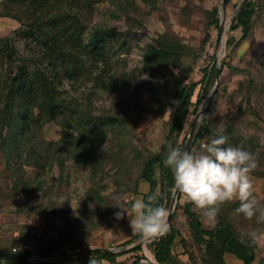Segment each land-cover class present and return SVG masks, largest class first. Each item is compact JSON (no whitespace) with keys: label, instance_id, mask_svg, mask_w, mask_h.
I'll list each match as a JSON object with an SVG mask.
<instances>
[{"label":"trees","instance_id":"obj_1","mask_svg":"<svg viewBox=\"0 0 264 264\" xmlns=\"http://www.w3.org/2000/svg\"><path fill=\"white\" fill-rule=\"evenodd\" d=\"M94 1L98 0H0L3 9L1 15L19 22L20 27L14 34L16 39L22 40L26 49L30 50L29 56L22 59L16 54L14 40L10 36L0 37V148L6 150L8 156L13 153L20 155L24 152L26 155L24 161L39 171L43 167L42 160L46 161L48 168L53 159L61 167L63 157H69L75 161H89L90 157L95 155V148L104 141L107 133L110 134L107 144L99 151L97 159L93 158L89 161V163L92 162L89 168V180L92 185L86 190L85 197L78 208L70 209L67 200L52 203L48 198L44 199L43 209L50 215L60 216L65 222L69 230L66 238L53 241L48 245L42 240H37L34 243L35 246H23L18 243L3 246L0 243V251L52 255L58 259L59 264L65 260L74 261L76 264H97L101 260L113 263L118 255L128 252L131 253L129 264H138L143 259V256L135 253L139 250L138 248L117 253L85 251L72 258L68 257V253L76 247L86 248L87 235L92 230L105 225L104 218L105 215L108 216L110 208L106 206V198L99 192L104 185L98 187L96 184L102 176H108L115 186V193L123 196L125 193L134 194L138 182L142 180L149 183L148 192L142 195L147 199V195L154 194L155 171L157 170L160 188L156 203L166 207L169 202L174 182L170 169L164 165V160L168 154L169 145L177 146V137L190 111V99L196 83H184L192 68L190 64H184L181 57L187 52L190 53L192 49L183 44L180 38L169 30H165L139 46L141 65L146 69L143 82H133L134 77L131 72L116 74L109 71L108 73L110 56L117 53L108 48L110 37L116 35L120 38L123 32L99 25L86 29L83 13L91 8ZM143 1L148 5L153 2V0ZM228 1L225 0V4ZM114 2L116 3V0ZM124 3L128 6L130 2L125 0ZM192 8L186 4L178 9L176 15L180 24L189 25ZM254 11V0H242L231 20L229 30L239 28L240 38L248 39ZM131 12L133 14L126 10V17L132 20L134 26L141 27L140 16L133 10ZM203 14V29L217 26L216 7L203 11ZM126 24L128 28L124 34L128 33L132 26V24ZM205 38L206 33L200 42V51L203 49ZM231 41L232 39L228 38L225 47H228ZM118 47L122 48V45ZM256 56L257 64L253 68L252 66L244 68L228 66L231 70L230 74L243 73L245 75L240 93L246 96V99L252 95L258 97L255 94L258 86L261 87V91L264 86V53L256 54ZM196 57L198 55L193 56V61ZM111 62L113 63L112 60ZM98 65L99 70L93 78L92 90L101 89L107 92L120 84L119 86L128 88L129 99L120 103L121 108L106 109L92 116L87 108H80V104L73 107L68 106L60 86L64 81L76 82L88 79L96 71ZM224 65L225 63L221 60L218 67L219 74ZM215 67V63L212 62L211 65L203 68L204 74L200 78L196 101L205 96L211 88L215 78ZM105 74H110L112 85L108 82L103 83L99 79ZM140 83L148 86L153 100L141 98L138 92ZM218 87L219 85L216 91ZM85 97L89 103V94ZM165 109H169V121L165 126L158 150L151 151L143 144L141 147L134 145L132 139L139 140L134 132L136 116L145 113L153 117H161ZM191 110L192 112L197 110L195 104ZM66 112L67 116L64 115ZM50 121H57L61 129V137L53 143H47V150L42 152L43 157L37 153L33 155L29 142L35 139L34 131H38L43 124ZM217 126L218 122L211 114L209 106H206L200 114L188 149L191 150L202 136H207L209 140L213 137L225 136L227 137L226 146H238L253 153L257 167L261 166L262 159H264L263 146L254 141L251 136L242 137L232 126L224 125L221 129H217ZM4 128L6 131L2 134ZM181 145L183 146V143ZM16 169L20 171L19 166ZM97 173L99 180L96 178ZM258 174L262 175V172ZM19 181L21 182L20 189L30 195L31 191L26 188L27 183L23 179ZM37 183L36 181L35 184ZM257 200L264 205V200ZM239 206V200L222 206L214 225L206 229L202 228L197 215L189 209V202L184 204L182 211L186 216L192 237L195 242L202 244L199 263H196L192 255L188 254L189 264H224L223 253L233 255L242 264H251L254 248L253 237L256 234L254 231L256 229L264 231V222H258L256 217L245 218L238 211ZM172 216L169 219L170 225L167 233L148 243L157 264H184L171 253L174 238L178 236V230L172 223ZM244 220L247 221L248 226L245 230L241 227L243 233L240 234L238 226H242ZM139 238L141 236L135 233L124 244H129ZM61 245L64 246L63 250L58 249ZM0 261L17 264L29 263L27 260L4 257H0ZM33 264L54 263L36 262ZM257 264H264V259Z\"/></svg>","mask_w":264,"mask_h":264},{"label":"rangeland","instance_id":"obj_2","mask_svg":"<svg viewBox=\"0 0 264 264\" xmlns=\"http://www.w3.org/2000/svg\"><path fill=\"white\" fill-rule=\"evenodd\" d=\"M124 1L116 0V3L114 0L94 1L91 4V8L83 13L87 25L86 29L93 25H99L111 28L114 31L123 32L120 38L116 35L110 37L108 48L115 50L117 53L114 55L111 54L110 56V70H108V73L109 71L116 74L119 72H131L134 77L133 82H143L146 76V69L141 65V59L138 53L139 46L143 42H148L155 38L157 34L165 30H169L173 35L180 38L183 44L192 49L190 53H185L181 57V60L184 64H190L192 68L185 78L184 83L189 84L195 82L196 84L190 99V111L185 117L181 132L177 137L176 145L179 146L182 143L184 145L186 138L191 134L190 146L200 117L199 115L195 120L197 110L192 112L191 109L194 104L197 109L198 107L201 108L204 105H200L201 100L206 98L208 92L214 86L215 78L211 88L205 93V96L199 101H196L200 78L204 74L203 68L211 65L212 62L215 65L218 64L219 67L220 61L223 60L225 65L218 75L215 90L206 106H209L211 114L218 122L217 129H221L224 125L232 126L242 137L246 138L247 136H251L254 141L264 148V86L262 91L260 90L261 87L258 86L255 93L258 97L252 95L246 99L247 97L240 93V87L244 84L245 75L243 73L230 74L231 70L228 67L239 66L244 68L252 66L253 68L257 64L256 54L264 53V0H254L255 11L252 16L250 36L248 39L240 38L241 32L239 28L233 30H229L228 28L242 0H229L225 4L224 15L221 13V0H153L151 4L153 6L145 4L143 0H127L130 2L127 6ZM118 2L121 4H117ZM186 4L193 7L188 26L180 24L176 15L178 9ZM1 7L2 5L0 4V37L10 36L14 40L13 42L18 57L22 59L28 57L30 50L28 48L27 50L24 42L16 39L14 34L20 27L19 22L13 18L2 16L3 9ZM213 7L217 9L218 21L219 18L222 21V29L218 35L217 42L215 40L218 23L217 26H210L207 29H203L202 26L204 18L203 11L210 10ZM130 8L132 9L130 10ZM126 10L131 14H133L131 12L132 10L135 14L138 13L141 27L133 25L132 20L125 15ZM223 19L226 20V23H224ZM126 23L132 24V26L130 31L124 34V31L128 28ZM204 33H206L205 43L202 51H200L199 46L204 37ZM228 38L232 39V41L228 47H225V42ZM119 45H122V48H119ZM125 45H127L126 48ZM194 55H198V57L193 61ZM97 70H99V65L93 75L89 76L88 79L77 80L76 82L64 81L60 86V90L63 91L68 106L73 107L76 104H80L81 106L79 107L87 108L92 116L106 109L115 110L121 108L120 103H124L129 99L128 88L119 86L120 84L116 87L118 88L116 91L114 90L116 88L113 89L114 91L107 92L101 89H95L93 91L92 82H94L93 78L96 76ZM171 70L175 71L174 68H171ZM109 75L105 74L99 79L103 83L108 82L112 85L113 81L109 78ZM218 85L219 87L216 91ZM138 92L143 100L152 99L150 90L145 83H140ZM87 94H89V103L85 97ZM85 103H88V105L84 106ZM67 112L64 114L65 116H67ZM168 112L169 109H165L161 117H153L145 113L137 115L134 132L139 140L132 139L133 144L137 147H141V144H143L151 151H157L163 139L165 126L169 121ZM5 131V128L2 129V134H5ZM34 132L36 134L35 139L29 142L33 155L37 153L42 156V152L47 150V143H53L61 137V129L57 121L47 122L38 131ZM109 135L107 133L104 141L95 148V155L94 157H90L89 161L93 160V158L97 159L96 157H98L99 151L107 144ZM205 141H209L208 137L202 136L192 146L191 150L198 149ZM5 151L0 148V243L3 246H12L14 243L23 246H32L36 243L35 241L42 240L43 243L48 245L52 244L53 241L66 238L69 230L66 228L65 222H63L60 216L50 215L43 209L44 199L48 198L52 203L67 200L70 209L78 208L85 197V195H82L86 194V190L92 185L89 180V168L92 162L75 161L72 158L63 157L61 167L53 159L48 168L46 161L42 160L43 167L37 171L34 166L24 161L26 160L24 152L20 153V155L13 153L8 156ZM17 166L20 167V171L16 169ZM105 167L107 168L108 166ZM259 172H262V175H259ZM155 173L156 183L153 193L158 194L160 184L158 182L157 170ZM98 176L99 174L97 173V179ZM20 179H23L27 183L26 188L28 191H31L30 195L20 189ZM251 179L255 188V197L264 200V159H262L261 166L256 167L251 173ZM36 181L38 182L37 184H35ZM96 185L98 187L104 185L99 192L100 195L106 198V206L110 209L108 216L105 215L104 218L105 225L96 230H92L87 235L86 248L99 247L120 251L138 243L142 237L129 244H124L127 239H130L135 234L131 232L129 223V218L132 217L131 215L128 217L125 213L121 219H117L115 213L120 209L113 205L119 203L129 209L130 212V202L147 193L149 183L140 180L134 194L125 193L123 196H118L115 193V186L108 176H102ZM186 203L187 200L184 195L178 192L171 213L173 215L172 223L178 230V236L174 238L171 253L181 263H190L188 254H191L194 261L199 263L202 254V244L195 242L188 227L186 216L182 211V207ZM168 204L165 207L166 209L168 208ZM189 209L197 215L202 228L210 229L216 222L217 218L214 222L207 220L201 210L196 209L191 203H189ZM242 223V226H238L240 230L238 233L240 234L243 233L242 229L245 230V227L248 226L246 220L242 221ZM241 227L243 228L241 229ZM247 232L249 233L248 230ZM254 232L256 234L253 237L254 248L251 264H257L261 259H264V231L256 229ZM148 243H146L145 247H139V250L135 252L137 255L143 256V259L138 264H157L156 261L154 262ZM182 244L184 245L182 246ZM83 248L85 247H76L74 250ZM58 249L63 250L64 246L61 245ZM130 254L126 252L118 255L115 259L117 262H120L119 260H125L129 264L131 262ZM28 255V260L34 255L40 258L37 262L54 260L55 264H59L57 263L58 259L52 255H36L33 252ZM68 257L72 258L73 256ZM222 259L224 264H242L239 259L229 253H223ZM61 264H76V262L65 260Z\"/></svg>","mask_w":264,"mask_h":264},{"label":"clouds","instance_id":"obj_3","mask_svg":"<svg viewBox=\"0 0 264 264\" xmlns=\"http://www.w3.org/2000/svg\"><path fill=\"white\" fill-rule=\"evenodd\" d=\"M226 144L227 137L218 136L193 150L169 145L164 165L172 173L174 187L210 222L215 221L222 206L236 200L240 202L238 211L245 218L256 217L258 222H264V205L256 199L251 179L257 167L256 157L241 147ZM157 197L158 194H151L147 199L136 198L130 202V212L115 204L120 209L115 216L121 219L125 213L131 215V232L142 238L163 236L169 228L168 210L156 203Z\"/></svg>","mask_w":264,"mask_h":264},{"label":"water","instance_id":"obj_4","mask_svg":"<svg viewBox=\"0 0 264 264\" xmlns=\"http://www.w3.org/2000/svg\"><path fill=\"white\" fill-rule=\"evenodd\" d=\"M221 13L222 15H224V11H225V0H221ZM222 29V21L219 18L218 21V28H217V36H216V42L218 41V35L221 32ZM218 75H219V68H218V64H216L215 67V83L214 86L212 87V89L208 92L206 98L201 100L200 105H203L200 107H198L197 112H196V116H195V120L197 119V117L201 114L202 110L206 107V104L208 103L212 93L215 90V86L217 84V79H218ZM194 120V121H195ZM191 135V134H190ZM188 136L186 138V141L184 142L183 147H185V149L188 148L189 146V142H190V137ZM178 190L173 187L172 193H171V197H170V201L168 204V217H167V223L169 225V219H170V215L172 213V209L174 207L177 195H178ZM156 239V238H142L138 243L133 244L131 246H128L127 248H124L123 250H113V249H108V248H99V247H87V248H83V249H77V250H73L71 252L68 253V256H75L76 254L80 253V252H85V251H92V252H109V253H117V252H121V251H125V250H130V249H134V248H139V247H145L146 243L150 242L151 240ZM0 257H4V258H10V259H16V260H23L26 261L28 260L29 255L25 254V253H18V252H12V251H0ZM153 257V255H152ZM154 259V257H153ZM155 262V260H154Z\"/></svg>","mask_w":264,"mask_h":264},{"label":"crops","instance_id":"obj_5","mask_svg":"<svg viewBox=\"0 0 264 264\" xmlns=\"http://www.w3.org/2000/svg\"><path fill=\"white\" fill-rule=\"evenodd\" d=\"M120 262H117V260L115 259V261L113 263H109L106 260H101L99 263L97 264H124L125 260H119ZM29 262V261H28ZM127 263V262H126ZM0 264H17V263H10V262H4V261H0ZM28 264H31L30 262Z\"/></svg>","mask_w":264,"mask_h":264},{"label":"built area","instance_id":"obj_6","mask_svg":"<svg viewBox=\"0 0 264 264\" xmlns=\"http://www.w3.org/2000/svg\"><path fill=\"white\" fill-rule=\"evenodd\" d=\"M32 258H33V260H31ZM32 258L30 260H28L31 264L36 263L37 261L40 260V258H38V256L33 255ZM49 262H52L55 264L54 260H50Z\"/></svg>","mask_w":264,"mask_h":264},{"label":"bare ground","instance_id":"obj_7","mask_svg":"<svg viewBox=\"0 0 264 264\" xmlns=\"http://www.w3.org/2000/svg\"><path fill=\"white\" fill-rule=\"evenodd\" d=\"M224 20V23H226V20L225 19H223Z\"/></svg>","mask_w":264,"mask_h":264}]
</instances>
